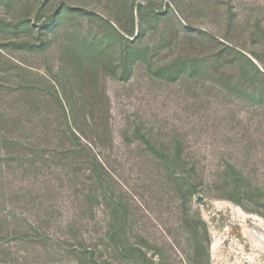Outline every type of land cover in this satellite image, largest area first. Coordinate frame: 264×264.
Instances as JSON below:
<instances>
[{
  "label": "rangeland",
  "instance_id": "374dc122",
  "mask_svg": "<svg viewBox=\"0 0 264 264\" xmlns=\"http://www.w3.org/2000/svg\"><path fill=\"white\" fill-rule=\"evenodd\" d=\"M150 261L264 264V0H0V264Z\"/></svg>",
  "mask_w": 264,
  "mask_h": 264
},
{
  "label": "trees",
  "instance_id": "16d2710c",
  "mask_svg": "<svg viewBox=\"0 0 264 264\" xmlns=\"http://www.w3.org/2000/svg\"><path fill=\"white\" fill-rule=\"evenodd\" d=\"M51 21H52V19H48V21L45 23L44 26H51L52 25V22ZM125 32L126 33H128V32L131 33L132 30L131 31H125ZM122 37L123 36H121V38ZM125 68H126V64H125ZM59 101H60V99H59ZM60 104L62 106V110H63V114H64V117H65V122H66V130H65V132L68 133L70 135V137H72L75 140L76 145H78V147L68 148L67 150L69 152H72L74 150H78L79 147L82 148V149H84L85 148V145L82 143L80 136L78 134H76L73 131V129H72V126H71V123H70V117L68 116V114H67V112H66V110L64 108V105H62V101H60ZM3 139L4 140H8L7 138H3ZM10 141H11V143L14 142V140H10ZM175 157H178V152L176 153ZM92 165L94 166V169L96 171H100V170L103 169L102 168V164L98 161V159L95 156H92ZM99 178L101 180V175L99 176ZM180 179L181 180H184V181H187L185 177L180 178ZM238 179H239V175L236 176V179L235 180H238ZM188 184H190V183L188 182ZM236 186H237V184L235 185V187ZM108 235H109V238H112V240H114V241H124V239H125L124 238V231H123L121 225H117L116 227L113 226ZM125 249H126L125 246H123L122 251H125ZM135 249H136V251L138 250L141 254H143V256L145 255L144 250H142L141 248L135 247ZM87 253H90L91 254L92 252H87ZM93 262H95V261H93ZM150 263L153 264V261H150Z\"/></svg>",
  "mask_w": 264,
  "mask_h": 264
}]
</instances>
